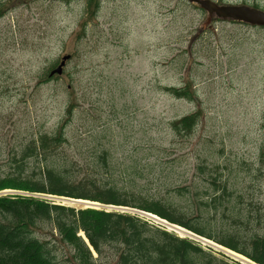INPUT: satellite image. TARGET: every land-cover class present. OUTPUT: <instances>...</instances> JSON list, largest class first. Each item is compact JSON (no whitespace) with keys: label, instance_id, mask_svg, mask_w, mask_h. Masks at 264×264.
I'll list each match as a JSON object with an SVG mask.
<instances>
[{"label":"rangeland","instance_id":"1","mask_svg":"<svg viewBox=\"0 0 264 264\" xmlns=\"http://www.w3.org/2000/svg\"><path fill=\"white\" fill-rule=\"evenodd\" d=\"M211 1L264 11V0ZM0 5L6 9L0 18L1 175L17 170L14 159L28 143L66 125L67 142L52 154L49 167L75 166L83 178L101 168L95 166V155L107 150L113 159L107 170L113 174L104 183L134 184L186 213L191 211L188 201L211 186L209 175L220 174L240 195L242 219L251 221L238 227L259 230L255 209L264 207V27L208 19L206 11L186 0H100L87 21L86 0H0ZM66 56L62 73L51 75ZM172 88H187L191 98L171 93ZM191 114L198 115L193 132L177 135L172 123ZM132 160L141 164L131 169ZM42 165L29 159L23 170L37 175ZM41 197L77 209L89 206ZM93 207L139 215L155 228L196 242L220 261L255 264L138 209ZM222 211L232 226L231 211ZM58 248L60 257L72 253ZM114 254L110 250L107 256Z\"/></svg>","mask_w":264,"mask_h":264},{"label":"trees","instance_id":"2","mask_svg":"<svg viewBox=\"0 0 264 264\" xmlns=\"http://www.w3.org/2000/svg\"><path fill=\"white\" fill-rule=\"evenodd\" d=\"M86 2L87 21L95 16L100 0ZM5 12V7L0 5V18ZM169 90L177 96L191 98L187 88ZM71 110L70 105L67 112L70 114ZM197 120V114L184 116L174 121L172 128L177 135L185 137L193 132ZM65 128L66 125H61L54 134L32 140L19 158L14 159L17 170L0 174V193L11 190L33 195H0V264H229L206 253L190 239L151 226L139 215L77 209L41 195L138 209L211 240L255 264H264V207L255 209L259 230L245 232L242 226L251 221L242 219L240 195L220 174L209 175L211 186L203 189L197 200L188 201L191 211L186 213L172 202L145 195L134 184L121 188L104 183L105 177L113 174L110 168L107 170L113 162L107 150L95 155V166L101 168H93L83 178H79L75 166L49 167L47 161H51L52 154L67 142ZM29 159L44 161L46 166L39 167L37 175L28 174L23 164ZM138 164L140 161L132 160L131 169H136ZM124 173L129 175L131 171L127 168ZM202 178L208 181L205 174ZM174 191L189 192L186 188ZM222 209L231 211L232 226L223 220L222 216L226 215ZM58 244L71 249V255L60 257ZM110 250L115 251L112 259L107 256Z\"/></svg>","mask_w":264,"mask_h":264},{"label":"water","instance_id":"3","mask_svg":"<svg viewBox=\"0 0 264 264\" xmlns=\"http://www.w3.org/2000/svg\"><path fill=\"white\" fill-rule=\"evenodd\" d=\"M189 3L198 4L203 10L209 14V18L216 16L223 20H233L236 22H242L251 26L264 27V11L251 8L247 5H218L211 0H186ZM69 59V56L64 57L61 65L56 69L53 74H61L62 67L65 65V61ZM81 204L93 205L90 202H83L78 200H71ZM86 206L87 208H91Z\"/></svg>","mask_w":264,"mask_h":264},{"label":"bare ground","instance_id":"4","mask_svg":"<svg viewBox=\"0 0 264 264\" xmlns=\"http://www.w3.org/2000/svg\"><path fill=\"white\" fill-rule=\"evenodd\" d=\"M154 218H157V217L154 216ZM234 255H235V253H234ZM236 255H238V254H236ZM238 256H239V255H238ZM240 256H241V255H240ZM244 258H245V257H244ZM245 259H247V258H245Z\"/></svg>","mask_w":264,"mask_h":264}]
</instances>
